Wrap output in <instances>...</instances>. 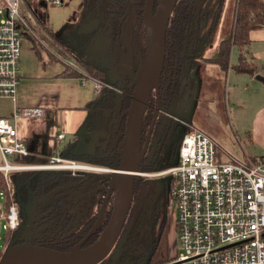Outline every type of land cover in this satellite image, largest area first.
I'll list each match as a JSON object with an SVG mask.
<instances>
[{
	"label": "trees",
	"instance_id": "obj_1",
	"mask_svg": "<svg viewBox=\"0 0 264 264\" xmlns=\"http://www.w3.org/2000/svg\"><path fill=\"white\" fill-rule=\"evenodd\" d=\"M146 0H83L81 10L77 14L76 23L64 30L60 36L54 37L60 48L87 73L76 66L65 65L62 76H78L93 79L98 82L99 90L94 97L84 105L85 115L80 121L83 129L82 136H73L61 150L57 146V132L51 134L47 130L42 134L44 146L38 148V140L25 141L28 147L27 155H13L9 161L13 164H35L49 160V157L58 151L77 163L102 168L118 169L121 158L125 117L129 109L130 98L134 81L121 79L108 80L107 68H101L88 61L81 43L72 37L73 31L79 26H85L91 20L109 24L111 36L116 39L122 25L128 18L130 39V64L136 74L144 55V10ZM158 0L154 1V9ZM234 24L232 33L228 38L221 39L219 53L215 60L220 62L223 69L227 68L231 44L245 45L248 32L251 29L264 28V3L259 0H235ZM169 17L166 30V53L164 66L160 75L158 93L152 91L148 101V109L143 117L142 135L145 137L152 116L161 108L155 119L151 132V142L161 131L164 124V111L172 98L179 92L183 79V72H188L193 54L188 53V46L195 37L196 15L201 5L194 0H177ZM239 71H251L250 67L243 68L237 65ZM130 82V83H129ZM49 137L54 138V143L49 145ZM31 141V147H30ZM82 142L85 147L75 152L77 144ZM180 139L172 142L173 151L178 150ZM1 163V158H0ZM169 166V165H168ZM167 166V167H168ZM156 165L150 161H143L139 170L150 172ZM166 167V168H167ZM161 169V168H160ZM164 170V169H161ZM100 173V174H98ZM113 172L88 173L78 170H10L6 176L0 171V191L3 198L0 202V211H7L10 204H15L18 211V224L15 228L3 229L1 252L8 244L27 243L42 249L55 252H66L93 227L98 215L99 207L106 195L110 177ZM134 193L141 184V177L136 175ZM169 179L165 177L161 183L159 178L147 188L146 196L140 204L130 228L125 234L121 244L119 260H127L128 264H165L175 258L169 256V221L167 207V193ZM23 193L18 195V189ZM41 199V203L40 200ZM114 194L110 197L106 213L99 229L84 243V246L95 242L99 233L107 225ZM29 200L39 201L34 206L38 207L39 215L27 226L29 216L26 207ZM32 201V202H33ZM170 206V204H169ZM34 210V209H33ZM23 229H28L27 235ZM111 254V252H110ZM109 254V256H110ZM1 256V255H0ZM104 260L97 264H105ZM170 264V263H168Z\"/></svg>",
	"mask_w": 264,
	"mask_h": 264
},
{
	"label": "built area",
	"instance_id": "obj_2",
	"mask_svg": "<svg viewBox=\"0 0 264 264\" xmlns=\"http://www.w3.org/2000/svg\"><path fill=\"white\" fill-rule=\"evenodd\" d=\"M21 0H0V98L14 99L20 56V27L25 18ZM264 3V0H259ZM62 0H50L59 6ZM99 84L95 81V92ZM0 116V171L78 170L107 172L55 151L47 162L13 164L9 157L27 155L28 147L17 133L21 117H43L45 111L14 108ZM184 129L174 164L157 174L168 175V199L174 206L177 251L173 264H264V155L245 156V163L220 158V148L204 131L190 124ZM64 134L57 132V144ZM137 171L136 175H141ZM3 193L0 191V202ZM18 211L10 204L0 211V227L15 228Z\"/></svg>",
	"mask_w": 264,
	"mask_h": 264
},
{
	"label": "crops",
	"instance_id": "obj_3",
	"mask_svg": "<svg viewBox=\"0 0 264 264\" xmlns=\"http://www.w3.org/2000/svg\"><path fill=\"white\" fill-rule=\"evenodd\" d=\"M82 4L83 0H62L59 6L52 5L50 0L20 1V10L26 25L20 27L18 83L14 99L0 98V116H10L14 112V108L19 107L33 108L36 106L42 108L45 111L43 117H21L17 122V125L22 122L28 125L26 132L19 131L18 125V136L24 141L31 139L32 143L34 140H38L39 149L43 147L40 145L39 136L47 130V125L52 122L51 119L54 115L59 112L61 115L80 113V117L77 119V126H79L85 115L84 105L95 95V81L93 79L61 75L65 70V65L76 66L79 69L81 66L74 61L72 56L61 51L54 39L76 23L77 14L81 10ZM91 22L94 24L89 23L85 28H81L82 33H86L87 39H89L85 50L88 60L101 67L110 68L106 77L108 80H115L119 75H126L131 78L132 68L128 59L130 55L129 35L123 33L122 43L117 47L119 56L117 59L112 58V65H110L95 58V51H97L95 44L101 43L100 39L103 36H106L104 38L105 43L109 44L108 33L110 29L106 27L100 30L97 21ZM78 29L80 30V28ZM97 34L100 36L99 41ZM229 35L223 36L221 39L228 38ZM247 36L248 40L245 45L231 44L229 63L226 69H223L220 62L215 60L220 49L218 44L216 56H201L200 62L198 61L193 65L191 63L188 78L191 74L193 77H198L199 73H205L209 70L215 69L214 71L218 73L220 68L226 71L228 68L233 69L234 74L230 83L233 95L237 98L241 91H245L248 97L238 99L237 102L240 103V107L252 106V110L250 109L249 112L247 110L243 116L244 122L239 128V132L247 139L248 156L264 155V81L257 79L258 75L264 77V28L251 29ZM235 46L238 48V54L237 62L234 64L230 57ZM244 63L248 64L252 70L248 72L237 70V65L242 66ZM190 124L192 123L190 122ZM31 145L30 141V147Z\"/></svg>",
	"mask_w": 264,
	"mask_h": 264
},
{
	"label": "rangeland",
	"instance_id": "obj_4",
	"mask_svg": "<svg viewBox=\"0 0 264 264\" xmlns=\"http://www.w3.org/2000/svg\"><path fill=\"white\" fill-rule=\"evenodd\" d=\"M195 4L201 5L199 12L196 15L195 22V37L193 41V46L197 47V53L192 59V65L201 61V56H216L217 50L219 48L218 44L223 36H228L232 33V26L234 24V10H235V0H194ZM82 27V26H81ZM92 30V29H91ZM78 29V27L73 31L72 37L76 39L78 43L87 40L88 36L86 33ZM98 36V34L96 35ZM106 37V36H105ZM100 39L101 43L97 42L95 47L96 60L105 61L106 63L112 65V51L108 43H105V38ZM100 36H98L99 41ZM102 46V47H101ZM61 51L63 49L61 48ZM65 52V51H63ZM238 48L235 46L232 50L230 60L235 64L237 62ZM243 68H248V64H243ZM85 73H87L82 67L80 68ZM215 70V69H214ZM214 70H209L205 73H199L198 77H193L192 74L189 78H186L182 82L180 92L171 101L170 107L164 111L163 125L161 131L158 133L157 137L152 143L151 153L152 156L159 154L156 162L154 163L156 167L150 172L141 171L142 174L138 175L141 177V184L136 188L132 204L130 206L129 213L126 217L123 229L118 236L113 248L110 250L111 254L107 258L105 264H128L127 260H119L121 244L125 239V234L130 228L137 211L140 209V204L143 202L147 188L159 178L162 183L168 175L157 174L161 169H165L168 165L174 164L178 151H173L171 148V141H173V136L180 129H188L190 122L193 126L199 128L200 130L208 133L220 148V158L224 160H233L235 162L245 163V156L249 155L248 148L246 146L247 139L239 132V128L244 122L243 116H245L246 111L251 109L252 106L240 107L237 102L238 99L248 97L245 91L241 93L236 98L230 87L232 82V76L234 74L233 69L228 68V71L220 68L219 72ZM217 73V74H216ZM88 74V73H87ZM205 74V75H203ZM130 77L135 79V75L131 72ZM194 81H192V80ZM191 80V81H189ZM196 80V81H195ZM198 80H202L201 82ZM189 81V82H188ZM257 96V95H256ZM80 117V113H65L63 115L57 113L52 117V122L48 127V132L55 134L56 132L63 133L64 139L59 141L57 146L61 150L63 146L68 143L73 135L82 136L83 129L77 126V119ZM190 122H189V121ZM19 131L26 132L28 130V125L22 122L19 123ZM169 126V129H168ZM26 136V135H25ZM40 145L44 146L45 141L42 139V135L39 136ZM163 142V144H162ZM49 145L54 143V138L49 137ZM162 144V146H161ZM85 146L82 142L77 144V149L75 152L82 150ZM161 148V149H160ZM86 151L91 150L90 147H85ZM161 150V151H160ZM160 152V153H159ZM150 160V157L148 158ZM161 168V169H160ZM86 172V171H85ZM111 172V171H110ZM97 173V172H90ZM100 174V173H98ZM106 176L112 177V174H107ZM167 188L165 192L167 193L166 201L168 207V221H169V256L174 257L176 255L177 245L176 236L174 235L175 225L173 221V211L174 206H169L168 192ZM23 193V189H18V195ZM29 200L27 203L32 205L26 207V211L31 207L34 209L27 226H31V221L36 219L40 214L38 207L34 206L35 203H41L39 201ZM25 235H27L28 229H23ZM4 230L0 227V248L2 247V236ZM174 263V260L168 261L165 264Z\"/></svg>",
	"mask_w": 264,
	"mask_h": 264
},
{
	"label": "water",
	"instance_id": "obj_5",
	"mask_svg": "<svg viewBox=\"0 0 264 264\" xmlns=\"http://www.w3.org/2000/svg\"><path fill=\"white\" fill-rule=\"evenodd\" d=\"M154 1H145L143 16L145 52L135 77L129 109L125 117L126 123L119 167L110 177L111 181L99 207L93 227L66 252H51L27 243L8 244L0 254V264H97L110 254V250L119 238L129 213L134 197L136 172L147 152L150 133L158 114L157 109L148 127L145 141L142 143V119L147 111L152 91L158 93L166 53V30L177 0H158L156 9H154ZM90 24H94V22ZM257 79L264 81V77L260 75L257 76ZM179 134L182 136V131ZM113 194L112 211L107 225L99 233L94 243L84 247L88 237L100 227L106 211L105 208ZM32 212V207L27 210V214Z\"/></svg>",
	"mask_w": 264,
	"mask_h": 264
},
{
	"label": "flooded vegetation",
	"instance_id": "obj_6",
	"mask_svg": "<svg viewBox=\"0 0 264 264\" xmlns=\"http://www.w3.org/2000/svg\"><path fill=\"white\" fill-rule=\"evenodd\" d=\"M95 20V19H94ZM91 21H93V20H91ZM91 21H89V23H91ZM96 21V20H95ZM129 22H130V20H128V18L125 20V22L123 23V25H122V30H121V32H120V34H119V36L116 38V39H114L110 34H111V27H110V25L109 24H106V25H104L102 22H100V21H97V24H98V27H100V30H103V28H109L110 29V32L108 33V35H109V37H110V42H109V46H110V50L112 51V56H113V58H118V56H119V53H118V50H117V47H118V45L120 44V43H122L121 42V38H122V36H123V33L125 32V33H127L128 35H129V38L131 39V35H130V31H129ZM88 23V24H89ZM88 24H86L85 26H82L83 28H85ZM81 26H79L78 28H82ZM90 37V36H89ZM194 41V40H193ZM193 41H191L190 42V45L188 46L189 48H188V53L189 54H193L194 56H195V53H196V51H197V47H195V46H193ZM89 43V39H87L86 41H83V42H81V45L83 46L82 47V51H84V53H85V56H86V58H87V53H86V46H87V44ZM129 46H130V44H129ZM145 52V51H144ZM144 56V55H143ZM88 59V58H87ZM129 60H130V55H129V58H128ZM90 63H92L93 65H95V66H98V67H101V66H99V65H97V64H94L91 60H88ZM142 64V63H141ZM130 66H131V64H130ZM141 66V65H140ZM105 67V66H104ZM104 67H101V68H104ZM105 68H107V67H105ZM132 68V67H131ZM140 68V67H139ZM107 70H108V72H109V70H110V68H107ZM139 70V69H138ZM132 73L135 75V77H136V75H137V73L135 74L134 73V71H133V69H132ZM188 74H189V70H188V72H183V74H182V76H183V79H182V82H183V80H185L186 78H188ZM126 78H128L129 80L128 81H130V82H132V81H135V79H132V78H129L128 76H122V75H119V77L117 78V79H121V80H125L126 81ZM123 80V81H124ZM129 82V83H130ZM182 82H181V86H182ZM133 85H134V83H133ZM180 92V91H179ZM179 92H177V94L179 93ZM177 94L175 95V96H177ZM175 96L172 98V100L175 98ZM171 100V101H172ZM171 101H170V103H171ZM170 103H169V105H170ZM168 105V106H169ZM170 107V106H169ZM168 107V108H169ZM160 108H161V106H160V104L158 103V113H159V111H160ZM148 109V108H147ZM146 113V112H145ZM158 115V114H157ZM153 117V116H152ZM157 117V116H156ZM156 119V118H155ZM143 120V119H142ZM152 120V119H151ZM152 122V121H151ZM155 123V122H154ZM164 123H165V121H164ZM151 124V123H150ZM149 124V125H150ZM154 125V124H153ZM149 127V126H148ZM162 127H165L166 129H167V126L166 125H163ZM152 129H153V127H152ZM168 129H169V126H168ZM148 130V129H147ZM183 128L182 129H180V130H178V128H177V132L175 133L176 135H175V137L173 136V141H171V146H172V142H174V141H177L178 139H180L181 140V137L182 136H180V132L182 131L183 132ZM151 132H152V130H151ZM146 133H147V131H146ZM146 135V134H145ZM150 135H151V133H150ZM147 136V135H146ZM146 136L145 137H143L142 138V143H144V141H145V138H146ZM151 137H152V135H151ZM151 137H150V140H149V143H148V145H147V152L145 153V156H144V159L142 160V162L143 161H145V163H147V164H149L150 163V161L151 162H153V163H155L156 162V160H157V157L159 156V154L157 155V154H155L152 158H151V156H152V154H150L151 153V149L150 148H152V143H153V141L155 140V139H153V141L151 142ZM162 144H163V142H162ZM162 144H161V146H162ZM161 149V148H160ZM161 151V150H160ZM76 153H78V152H76ZM160 153V152H159ZM150 157V160L148 159ZM141 162V163H142ZM140 163V164H141ZM140 168V167H139ZM155 168H158V167H155ZM110 169V168H109ZM116 169H111V170H108V171H111V172H113L114 173V171H115ZM165 170V169H164ZM138 171H141V170H138ZM161 171H163V170H161ZM161 171H159V172H161ZM104 198V197H103ZM109 201H110V199H109ZM109 201H108V203H109ZM107 206H108V204H107ZM107 206H106V208H107ZM105 208V209H106ZM112 208V207H111ZM107 210V209H106ZM112 211V210H111ZM105 213H106V211H105ZM105 215V214H104ZM104 218V217H103ZM103 220V219H102ZM102 222V221H101ZM101 226V225H100ZM99 229V228H98ZM97 229V230H98ZM96 230V231H97ZM81 240V239H80ZM118 240V239H117ZM84 246V245H83ZM88 246V245H87ZM85 247V246H84ZM109 256V255H108Z\"/></svg>",
	"mask_w": 264,
	"mask_h": 264
}]
</instances>
